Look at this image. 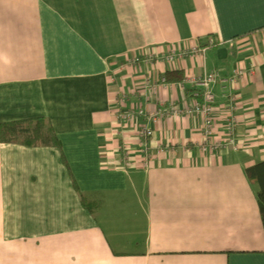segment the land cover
Listing matches in <instances>:
<instances>
[{"label": "crops", "instance_id": "crops-1", "mask_svg": "<svg viewBox=\"0 0 264 264\" xmlns=\"http://www.w3.org/2000/svg\"><path fill=\"white\" fill-rule=\"evenodd\" d=\"M240 67L213 87L207 133L183 80ZM140 107L170 109L146 148L122 116ZM37 117L62 146L0 138V257L264 264L260 186L246 172L264 160V0H0V123Z\"/></svg>", "mask_w": 264, "mask_h": 264}, {"label": "built area", "instance_id": "built-area-1", "mask_svg": "<svg viewBox=\"0 0 264 264\" xmlns=\"http://www.w3.org/2000/svg\"><path fill=\"white\" fill-rule=\"evenodd\" d=\"M215 42L213 39L207 40L203 46H194L191 49H182L177 50L173 48L170 50L162 59L173 61L176 57H185L193 56L199 53H204L207 49L214 46ZM178 51H180L178 53ZM140 60L139 58L136 59ZM247 73V69L244 67L236 68L233 70V74L230 76H223L218 70H213L206 72L201 76L189 75L186 76L183 80L194 86V91L192 97L195 99L194 104L188 105L186 107V112L189 114L193 113H202L206 116L205 126L207 127V133H212L214 129L215 120L213 118L214 106L216 102V95L214 93L213 87L216 84H222L225 88L228 85L235 84L239 79H242ZM163 82H166V79L163 78ZM174 108V107H173ZM176 110V109H174ZM170 109L168 108H157L153 112H147L145 108H131V110H126L122 115L127 122L137 123L138 134L141 139V145L146 148L149 145L150 138L153 135V125L158 119L163 117V115L168 114ZM143 118L144 121L141 122L138 119ZM138 120V121H137ZM234 121H231L228 124V128L231 130L233 128ZM209 143V142H208ZM234 144L233 141H231ZM211 146H219L216 142H211ZM206 148V147H205ZM125 151L127 155L132 151L130 147L126 146ZM131 158L127 157L126 165H131Z\"/></svg>", "mask_w": 264, "mask_h": 264}, {"label": "trees", "instance_id": "trees-1", "mask_svg": "<svg viewBox=\"0 0 264 264\" xmlns=\"http://www.w3.org/2000/svg\"><path fill=\"white\" fill-rule=\"evenodd\" d=\"M0 138L29 146H62L51 123L42 117L0 123ZM246 172L251 181L259 183L257 198L264 226V160L247 167Z\"/></svg>", "mask_w": 264, "mask_h": 264}, {"label": "rangeland", "instance_id": "rangeland-1", "mask_svg": "<svg viewBox=\"0 0 264 264\" xmlns=\"http://www.w3.org/2000/svg\"><path fill=\"white\" fill-rule=\"evenodd\" d=\"M0 246H1V239H0ZM12 255H9V256H1L0 257V264H5V262L7 263V264H12Z\"/></svg>", "mask_w": 264, "mask_h": 264}]
</instances>
